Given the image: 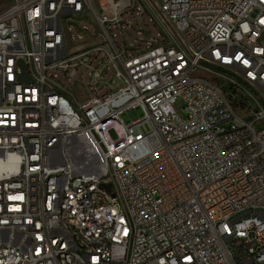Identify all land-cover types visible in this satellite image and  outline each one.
<instances>
[{
    "label": "built area",
    "instance_id": "obj_1",
    "mask_svg": "<svg viewBox=\"0 0 264 264\" xmlns=\"http://www.w3.org/2000/svg\"><path fill=\"white\" fill-rule=\"evenodd\" d=\"M155 1L0 12V264H264V0Z\"/></svg>",
    "mask_w": 264,
    "mask_h": 264
},
{
    "label": "rangeland",
    "instance_id": "obj_2",
    "mask_svg": "<svg viewBox=\"0 0 264 264\" xmlns=\"http://www.w3.org/2000/svg\"><path fill=\"white\" fill-rule=\"evenodd\" d=\"M116 1V0H115ZM135 8L131 11L125 10L122 18L126 24V30L119 36L123 40V44H133L137 50H143L148 46H164L171 42L170 34L172 32L176 35L174 29L169 24L167 19L160 13L158 5L155 0H135ZM12 0H0V12L5 9ZM139 10V13L137 12ZM135 50V48H134ZM72 91L78 101H82L87 96V89L78 86H73ZM175 108L183 117L186 115L183 112L182 100L177 101ZM144 111L141 107L135 108L133 111H125L121 115V119L125 124L132 121V117L136 116L139 119L144 118ZM143 133L147 134L151 131L149 124L141 125ZM113 138H116L114 131H110Z\"/></svg>",
    "mask_w": 264,
    "mask_h": 264
},
{
    "label": "water",
    "instance_id": "obj_3",
    "mask_svg": "<svg viewBox=\"0 0 264 264\" xmlns=\"http://www.w3.org/2000/svg\"><path fill=\"white\" fill-rule=\"evenodd\" d=\"M25 69V68H24ZM22 79H25V76H24V74L22 75Z\"/></svg>",
    "mask_w": 264,
    "mask_h": 264
}]
</instances>
